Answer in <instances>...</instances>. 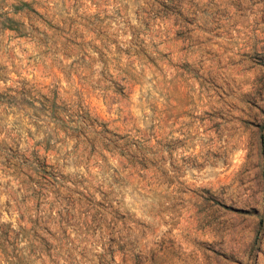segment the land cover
<instances>
[{"label": "rangeland", "instance_id": "rangeland-1", "mask_svg": "<svg viewBox=\"0 0 264 264\" xmlns=\"http://www.w3.org/2000/svg\"><path fill=\"white\" fill-rule=\"evenodd\" d=\"M264 264V0H0V264Z\"/></svg>", "mask_w": 264, "mask_h": 264}, {"label": "trees", "instance_id": "trees-1", "mask_svg": "<svg viewBox=\"0 0 264 264\" xmlns=\"http://www.w3.org/2000/svg\"><path fill=\"white\" fill-rule=\"evenodd\" d=\"M113 261H114V260H113V256H112V258H111V264H112Z\"/></svg>", "mask_w": 264, "mask_h": 264}]
</instances>
